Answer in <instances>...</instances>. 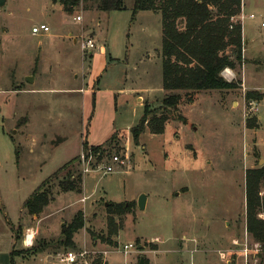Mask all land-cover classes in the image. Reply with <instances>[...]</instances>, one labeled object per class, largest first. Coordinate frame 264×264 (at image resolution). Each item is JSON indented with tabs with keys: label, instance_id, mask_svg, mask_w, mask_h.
Listing matches in <instances>:
<instances>
[{
	"label": "rangeland",
	"instance_id": "obj_1",
	"mask_svg": "<svg viewBox=\"0 0 264 264\" xmlns=\"http://www.w3.org/2000/svg\"><path fill=\"white\" fill-rule=\"evenodd\" d=\"M122 2L111 11L94 1L72 11L62 0L0 5V245L13 228L16 264H70V251L87 252L74 264H139L142 256L147 264H264L246 203L247 170L264 165V99L248 98L264 94V0H242L236 18L244 30L243 62L231 68L237 87L186 98L184 118L170 119L161 134L147 127L138 144L131 129L146 105L159 114L166 95L162 17ZM43 22L50 32L34 33ZM83 35L96 40L91 52L81 49ZM114 154L126 155L124 163H112ZM76 170L82 192L63 191L60 181ZM41 184L54 199L32 215L24 202ZM78 211L84 227L68 247L63 228Z\"/></svg>",
	"mask_w": 264,
	"mask_h": 264
},
{
	"label": "trees",
	"instance_id": "obj_2",
	"mask_svg": "<svg viewBox=\"0 0 264 264\" xmlns=\"http://www.w3.org/2000/svg\"><path fill=\"white\" fill-rule=\"evenodd\" d=\"M82 1H94L97 9L105 11L123 9L122 0H62V4L65 10L72 11ZM140 10H152L162 17L163 87L166 95L159 114L145 106L139 123L131 129L136 144L147 127L151 132L161 134L170 119L184 118L179 106L186 98L192 101L204 91L237 87L236 82L225 80L222 72L226 67H237L244 59L243 24L236 20L242 12V0H135L134 13ZM248 98L259 101L264 99V94L250 92ZM253 125L257 126L256 123ZM114 139L115 134L110 141ZM93 149L98 152L102 145ZM76 171L77 176H74ZM76 171H69L60 181L63 191L82 192L83 172ZM57 174L58 171L54 175ZM263 188L264 165L247 170V229L264 249ZM53 199V190L41 184L24 202V208L32 215H38ZM83 227L84 213L78 211L73 222L63 228L64 238L60 243L75 247L74 236ZM16 238H21L20 233L16 232ZM15 256L12 252V264H16ZM262 257L264 260V253Z\"/></svg>",
	"mask_w": 264,
	"mask_h": 264
},
{
	"label": "built area",
	"instance_id": "obj_3",
	"mask_svg": "<svg viewBox=\"0 0 264 264\" xmlns=\"http://www.w3.org/2000/svg\"><path fill=\"white\" fill-rule=\"evenodd\" d=\"M251 17H254V14H251ZM75 20L77 21H81L82 20V16L78 15V16H75L74 17ZM33 32L34 33H49L50 32V26L46 23H41L39 26H34L33 27ZM80 46H81V49L84 53L86 52H91L94 48H96V40L94 39V37L92 36H84L81 38V41H80ZM222 76L224 77L225 80L231 82L235 79L236 77V74L233 72V70L230 68V67H226L223 72H222ZM126 157H122L120 155H117V154H114L112 155L111 157V161L112 163H120V164H123L124 161H125ZM86 170H93L89 167H85L84 169V172ZM106 172H112L113 171V166L112 165H109L108 167H106V169H104ZM31 236V241H32V237H33V234L32 233H27V236H26V242L28 243V238ZM31 243V242H30ZM131 246H133L132 244L131 245H126L125 246V249H129ZM256 246V249L258 250L259 248V244H255ZM243 251L245 252L246 256L248 255V252L250 251V248H249V242H247L245 244V248H243ZM87 252H82L80 254L76 253V252H73V251H70L68 252L65 257H64V260L70 264H74L78 261L79 259V255L81 256H84ZM84 264H87V262H84Z\"/></svg>",
	"mask_w": 264,
	"mask_h": 264
},
{
	"label": "crops",
	"instance_id": "obj_4",
	"mask_svg": "<svg viewBox=\"0 0 264 264\" xmlns=\"http://www.w3.org/2000/svg\"><path fill=\"white\" fill-rule=\"evenodd\" d=\"M43 23H46V22H43ZM47 24V23H46ZM243 37H244V30H243ZM74 39V41L76 42L77 40H76V38L74 37L73 38ZM99 52L100 53H102V54H106L107 52H108V49H107V47L105 46V45H102L101 47H100V50H99ZM54 89H56V90H63V88H52V90H54ZM80 89H81V87L80 88H66V90H69V91H71V90H79L80 91ZM94 87L92 88V89H89V91H93L92 93H95V91H94ZM52 90H50V91H52ZM113 90V92H116V90L115 89H112ZM84 91H88V89H84ZM138 99H139V97H138ZM95 104H96V108H97V103H96V101H95V96H94V102H93V112H92V114H93V116L92 117H90L89 118V120H92L93 119V121H95L96 120V115H95V113H96V108L94 107L95 106ZM92 121V122H93ZM258 123H259V125H260V122H259V118H258ZM260 127V126H259ZM258 127V128H259ZM112 130V129H111ZM110 136V135H109ZM109 138V137H108ZM107 139H105L104 141H103V143L106 141ZM91 143H93V144H98V143H94L93 141H91ZM102 144V143H101ZM97 146V145H96ZM3 165H4V162H3V159H2V157H1V155H0V169L3 167ZM83 180H84V174H83ZM82 190H83V184H82ZM84 199H86V197H83ZM82 199V198H81ZM83 200V199H82ZM12 230H13V228H9V230H8V236H7V239H6V245H4V246H1L0 245V264H12V250H13V245H12V241L10 240V237H11V233H12ZM11 231V232H10ZM27 243V242H26ZM22 246H25V242L23 241L22 243ZM28 245H29V243H27ZM47 257H49V256H47ZM42 264H52V261L50 260V259H45L44 258V263H42ZM54 264H59V263H57V262H54Z\"/></svg>",
	"mask_w": 264,
	"mask_h": 264
},
{
	"label": "water",
	"instance_id": "obj_5",
	"mask_svg": "<svg viewBox=\"0 0 264 264\" xmlns=\"http://www.w3.org/2000/svg\"><path fill=\"white\" fill-rule=\"evenodd\" d=\"M4 4V0H0V5H3ZM27 80L29 82H32V77H27ZM264 160H260V163L263 162ZM108 204V203H107ZM139 205L141 208H145L146 206V195H141V197L139 198ZM139 264H147L146 262V258L144 256H142L140 258V261H139Z\"/></svg>",
	"mask_w": 264,
	"mask_h": 264
},
{
	"label": "bare ground",
	"instance_id": "obj_6",
	"mask_svg": "<svg viewBox=\"0 0 264 264\" xmlns=\"http://www.w3.org/2000/svg\"><path fill=\"white\" fill-rule=\"evenodd\" d=\"M29 238H31V236ZM29 238H28V242H31V239L29 240Z\"/></svg>",
	"mask_w": 264,
	"mask_h": 264
}]
</instances>
